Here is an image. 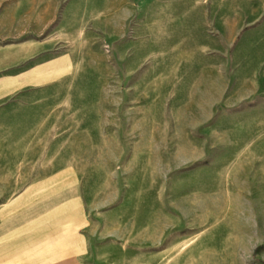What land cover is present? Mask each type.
Masks as SVG:
<instances>
[{
  "label": "crops",
  "instance_id": "crops-1",
  "mask_svg": "<svg viewBox=\"0 0 264 264\" xmlns=\"http://www.w3.org/2000/svg\"><path fill=\"white\" fill-rule=\"evenodd\" d=\"M111 47L125 71H112ZM253 63H264V0H0V264H136L160 246L175 221L156 154L123 164L150 168L149 182L95 183L125 160L110 144L128 127L96 104L95 81L166 86L177 115L186 91L222 85L223 64ZM143 122L129 126L153 142Z\"/></svg>",
  "mask_w": 264,
  "mask_h": 264
},
{
  "label": "rangeland",
  "instance_id": "rangeland-1",
  "mask_svg": "<svg viewBox=\"0 0 264 264\" xmlns=\"http://www.w3.org/2000/svg\"><path fill=\"white\" fill-rule=\"evenodd\" d=\"M110 50L112 71H125ZM169 70L165 63L158 69ZM222 72L220 87L186 91L177 115L170 112L173 95L166 86L136 91L137 80L95 81L96 104H109L112 122L128 123L122 143L117 135L110 144L112 157L121 152L125 160L108 177L96 173L95 183L108 179L126 188L133 176L149 182L155 177L150 168L133 173L123 164L136 149L151 151L158 156L161 199L174 216V229L160 246L140 249L132 263L264 264V63L223 64ZM242 74L246 78L239 82ZM107 83L109 93L103 90ZM194 103L206 111L192 113L188 109ZM132 120L155 125L147 129L155 131L153 142L144 128L129 126ZM218 121L223 126L209 136L206 131ZM168 251L173 252L167 256Z\"/></svg>",
  "mask_w": 264,
  "mask_h": 264
},
{
  "label": "bare ground",
  "instance_id": "bare-ground-1",
  "mask_svg": "<svg viewBox=\"0 0 264 264\" xmlns=\"http://www.w3.org/2000/svg\"><path fill=\"white\" fill-rule=\"evenodd\" d=\"M225 187H227V186H225ZM227 190V189H226ZM191 204V203H190Z\"/></svg>",
  "mask_w": 264,
  "mask_h": 264
}]
</instances>
